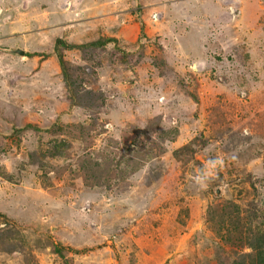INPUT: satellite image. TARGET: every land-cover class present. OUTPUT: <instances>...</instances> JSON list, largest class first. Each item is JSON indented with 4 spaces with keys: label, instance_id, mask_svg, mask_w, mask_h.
Listing matches in <instances>:
<instances>
[{
    "label": "rangeland",
    "instance_id": "obj_1",
    "mask_svg": "<svg viewBox=\"0 0 264 264\" xmlns=\"http://www.w3.org/2000/svg\"><path fill=\"white\" fill-rule=\"evenodd\" d=\"M0 264H264V0H0Z\"/></svg>",
    "mask_w": 264,
    "mask_h": 264
},
{
    "label": "clouds",
    "instance_id": "obj_2",
    "mask_svg": "<svg viewBox=\"0 0 264 264\" xmlns=\"http://www.w3.org/2000/svg\"><path fill=\"white\" fill-rule=\"evenodd\" d=\"M224 165L225 159L223 156L208 159L202 167H197L195 169V175L191 176V179L199 189H207L209 182L217 177L218 171L223 168Z\"/></svg>",
    "mask_w": 264,
    "mask_h": 264
},
{
    "label": "water",
    "instance_id": "obj_3",
    "mask_svg": "<svg viewBox=\"0 0 264 264\" xmlns=\"http://www.w3.org/2000/svg\"><path fill=\"white\" fill-rule=\"evenodd\" d=\"M8 53L11 54V55H17V56H20V57H22L24 55V52L19 50V49L9 50Z\"/></svg>",
    "mask_w": 264,
    "mask_h": 264
},
{
    "label": "trees",
    "instance_id": "obj_4",
    "mask_svg": "<svg viewBox=\"0 0 264 264\" xmlns=\"http://www.w3.org/2000/svg\"><path fill=\"white\" fill-rule=\"evenodd\" d=\"M61 44H62L61 41H57V42H56V45H55L56 52H57V47H58L59 45H61ZM65 46H66V45H65ZM96 46H98V44H96ZM66 48L69 49V48H71V47L66 46ZM56 56H57V60H58V62H59L60 64H62L61 56H60V55H56Z\"/></svg>",
    "mask_w": 264,
    "mask_h": 264
}]
</instances>
